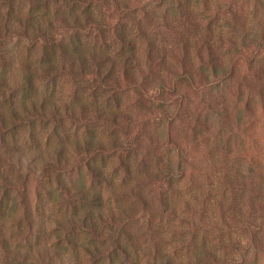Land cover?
Returning <instances> with one entry per match:
<instances>
[{
	"label": "clouds",
	"instance_id": "clouds-1",
	"mask_svg": "<svg viewBox=\"0 0 264 264\" xmlns=\"http://www.w3.org/2000/svg\"><path fill=\"white\" fill-rule=\"evenodd\" d=\"M0 264H264V0H0Z\"/></svg>",
	"mask_w": 264,
	"mask_h": 264
}]
</instances>
